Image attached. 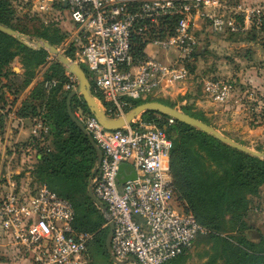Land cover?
<instances>
[{
    "label": "built area",
    "instance_id": "built-area-1",
    "mask_svg": "<svg viewBox=\"0 0 264 264\" xmlns=\"http://www.w3.org/2000/svg\"><path fill=\"white\" fill-rule=\"evenodd\" d=\"M26 1L31 15L44 25L69 23L61 51L74 48L75 62L85 66L93 96L102 97L107 110L94 96L112 119L123 117L133 101L171 97L173 91L181 90L190 75L189 66L200 54L199 25L213 34L237 35L250 23L258 24L264 13V4L254 0ZM68 76L64 89L70 91L76 80ZM233 87L231 81H206L203 91L224 102ZM74 114L102 154L90 184L113 223L115 258L125 261L131 256L138 264H164L189 250L206 231L174 200L172 142L165 130L140 117L107 130L91 114L80 110ZM24 122L18 121L20 126ZM172 122L168 117L167 124ZM30 129L25 141L15 137L7 149L0 174L4 186L0 227L18 254L32 264H87L92 235L74 230L72 204L44 184L31 185L32 179L23 185L20 174L13 171L21 158H33L34 144L47 132L39 122ZM123 164L132 167L135 178L119 191L116 176Z\"/></svg>",
    "mask_w": 264,
    "mask_h": 264
},
{
    "label": "trees",
    "instance_id": "trees-1",
    "mask_svg": "<svg viewBox=\"0 0 264 264\" xmlns=\"http://www.w3.org/2000/svg\"><path fill=\"white\" fill-rule=\"evenodd\" d=\"M12 14L10 0H0L1 24L21 35L46 41L55 47L65 38L57 28H51L52 25L35 28L31 33L25 27L14 24ZM140 50L137 47V52ZM64 54L70 60L77 61L73 47H68ZM198 55L195 56L194 63ZM48 57L46 50L34 49L0 32V79L8 76L19 78L10 69L11 63L18 59L24 70L19 89L28 84L34 70L46 64ZM79 65L87 74L86 68L81 63ZM192 65L189 70L193 68ZM68 80L69 76L63 68L51 61L42 82L31 91L17 114L25 121L28 120L30 125L39 122L47 130L42 134V141L33 146L35 163L30 168L31 185L44 184L72 204L75 212L74 230L93 233L94 236L91 247L89 243L87 248L88 264H91V255L96 259L103 256L108 258L104 244L106 234L102 229L105 220L88 197V180L94 175L96 154L87 137L67 115L65 100L69 90H65L64 85ZM17 91L18 89L14 94ZM94 96L107 110L102 97L95 93ZM147 101L175 106L149 97L133 101L132 105L134 107ZM71 109L73 112L80 110L84 114H90L81 97L72 98ZM180 110L210 125L203 114L193 112L188 106H181ZM140 118L163 128L171 139L170 171L174 200L205 229L206 233L198 235L195 241L201 236H207L215 244L217 254L212 263H216L218 258L220 263L217 264H264V240L260 244L249 241L243 233L244 223L240 221L243 213L248 210L246 196H255L258 187L264 185V161L233 149L186 124L175 120L172 124H167L166 116L144 112ZM173 131L176 133L175 137L172 136ZM257 151L260 152L259 149ZM228 215L236 222H241L237 234L232 233L233 227L226 228L230 221L226 219Z\"/></svg>",
    "mask_w": 264,
    "mask_h": 264
},
{
    "label": "rangeland",
    "instance_id": "rangeland-1",
    "mask_svg": "<svg viewBox=\"0 0 264 264\" xmlns=\"http://www.w3.org/2000/svg\"><path fill=\"white\" fill-rule=\"evenodd\" d=\"M10 2L13 8L11 17L14 24L25 27L31 33L35 28L45 27L40 19L31 15L29 12L30 5L26 0H10ZM261 4L263 3L261 2ZM49 25H52L51 28H57L59 34L66 37L69 23L59 22ZM196 35L199 38L200 55H198L192 65L193 68L190 70V75L182 84L181 90L173 91L171 97L165 95L166 97L163 98L149 97V99H161L175 105L174 107L179 109L181 106H188L193 112L203 114L210 125L224 136L250 149L255 151L259 149L260 152H263L264 13H262L258 24L250 23L244 32L237 35L213 34L207 31L205 25L198 26ZM22 40L30 47H34V39L27 36L26 39ZM61 43L56 47L60 52H62ZM62 53L64 54V51ZM51 61L55 60L49 54L46 64L37 67L28 84L19 89L24 70L21 62L15 59L11 63L10 69L18 74L19 78L14 79L8 76L0 79V109L3 112H7L17 107L18 112L22 104L30 96L31 91L42 82L48 64ZM214 80L233 82L234 87L224 102L214 100L203 91L204 83ZM16 89H18L17 94H14ZM0 124L3 128L4 125ZM23 126L30 128L29 121H25ZM172 136H176L174 131ZM246 200L248 201V210L244 213L242 212L243 216L240 219L244 223V226L242 225L244 228L243 233L249 241L260 244L264 240V185L258 187V192L255 196L247 195ZM226 219L230 220L226 228L233 227L232 233L237 234L240 230L241 222H236L230 215ZM102 229L106 234V221L102 225ZM88 234L92 235V239L89 242L90 246L94 236L93 233ZM3 254H6V252L0 250V261L6 260L8 256H11L10 254H6L7 256ZM216 254L215 244L207 236H201L184 254L165 264H217L220 263L218 258L216 263H212ZM18 261L19 264H32L27 257L22 255L19 256ZM86 261L88 264L89 259L87 256ZM91 262V264H113L109 256L108 258L103 256L96 259L91 255Z\"/></svg>",
    "mask_w": 264,
    "mask_h": 264
},
{
    "label": "water",
    "instance_id": "water-1",
    "mask_svg": "<svg viewBox=\"0 0 264 264\" xmlns=\"http://www.w3.org/2000/svg\"><path fill=\"white\" fill-rule=\"evenodd\" d=\"M0 32L8 36H12L16 38L18 41L26 44L22 40V39H26L27 38L26 36L21 35L17 31L1 23H0ZM33 43H34V47L32 48L37 49V50H41V49L46 50L48 54L52 55L54 60L63 68L64 72L70 76H73L76 80L75 88L70 90L66 96V100H65L66 112L70 120L75 124V126L79 128L81 132L87 137L91 147L95 151L96 162H95V168L93 170L94 173L98 171V167L100 165L102 154H101L100 149L94 142L93 138L91 137V135L88 133V131L83 126V124L79 121V119L75 116L74 112L72 111L71 101L73 97H81L89 113L99 122V124L103 128L107 130H114V129L123 127L131 123L136 118L140 117L141 114H143L144 112H153V113H157V114L172 118L176 122L186 124L198 131H201L205 134L212 136L213 138L217 139L223 144L230 146L233 149H236L238 151H241L245 154L251 155L253 157L259 158L262 161H264L263 152L255 151L242 144H239L235 142L234 140H232L231 138L224 136L219 131L214 129L212 126L206 124L205 122H202L196 118H193L185 114L179 108L172 107V106L166 105L161 102H157V101L143 102L141 104L135 105L123 117L116 118V119L107 117L105 113L102 111L97 100L93 96L91 85L86 77L85 71L81 68V66L77 62L70 60L62 52H60L59 49H57L55 46L49 44L46 41L35 40V42ZM134 178H135V173L132 167L127 164L121 165L118 169V173L116 176L118 190L121 191L122 184H124L127 180H132ZM90 182L91 180L89 179L88 187H87L88 197L91 200V202L97 207V209L102 213L106 221L107 233H106L104 244H105L106 253L109 256L111 262L113 264H125V263L138 264L135 261V259L131 256L127 258L125 261H119L115 258L114 254L112 253L111 238H112V232H113V223L109 219V216H108V213L106 211L104 204L100 202L96 198V196L93 194L92 185L90 184Z\"/></svg>",
    "mask_w": 264,
    "mask_h": 264
},
{
    "label": "crops",
    "instance_id": "crops-1",
    "mask_svg": "<svg viewBox=\"0 0 264 264\" xmlns=\"http://www.w3.org/2000/svg\"><path fill=\"white\" fill-rule=\"evenodd\" d=\"M254 2L256 3L262 2L264 4V0H254ZM0 119H1L0 123L4 125V127L2 128L0 124V129L2 128V130H0V140H2V142H0V174H1L5 170V160L7 159V156L9 154L7 149L11 139L13 140L15 137H17L20 141H25L29 137L31 129L26 128L23 125L22 126L19 125L18 121L23 118L17 114V107H14L13 110H9L7 112L6 111L3 112V110L0 109ZM2 131L4 132L2 133ZM34 163H35L34 158L28 160H23V158H21L19 161H17V165L15 164V166L13 167L14 173L18 175L20 174L17 177L18 179L21 180L23 185L28 183L32 179L30 168L33 166ZM1 189H4L2 183H0V190ZM0 250L6 252L7 255L9 254L11 255L8 256L6 260L0 261V264H19L18 259L20 254H18L15 246L9 240L7 235L3 232L1 227H0ZM6 254L3 255L5 256Z\"/></svg>",
    "mask_w": 264,
    "mask_h": 264
}]
</instances>
